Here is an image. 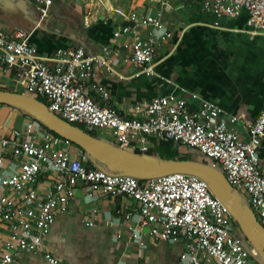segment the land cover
I'll return each mask as SVG.
<instances>
[{"label":"built area","instance_id":"built-area-1","mask_svg":"<svg viewBox=\"0 0 264 264\" xmlns=\"http://www.w3.org/2000/svg\"><path fill=\"white\" fill-rule=\"evenodd\" d=\"M33 1L43 17L55 2ZM196 1L202 11L217 18H233L246 10L253 31L264 32V0ZM125 18L129 22L114 29L100 53L83 46L60 47L53 58L38 52L32 32L0 28V78L13 77L15 91L44 97L64 119L89 131L106 132L108 141L121 148L149 154L158 142L174 141L197 150L227 176L242 203L264 224L260 155L264 106L256 120L248 122L247 135L236 126L239 116L227 118L221 106L197 93L191 94L199 101L196 108L186 96L171 94L141 99L124 114L111 105V93L100 82L97 69L124 79L127 75L115 67L123 62L137 68L132 76H154L158 50L173 37L162 8ZM28 114L24 129L14 130L12 139L0 140V225L5 228L0 264H15L26 251L44 254L50 264H65L47 249V240L56 216L71 211L81 187L91 198L115 194L131 200L118 205L107 220L118 240L129 232L126 242L139 248L149 239L183 242L177 264H264L222 197L204 178L186 172L140 178L110 170L83 149L74 156L68 148L75 144L72 140ZM7 153L11 172L6 171ZM100 217L99 208H93L86 222L94 226Z\"/></svg>","mask_w":264,"mask_h":264},{"label":"crops","instance_id":"crops-1","mask_svg":"<svg viewBox=\"0 0 264 264\" xmlns=\"http://www.w3.org/2000/svg\"><path fill=\"white\" fill-rule=\"evenodd\" d=\"M102 1L55 0L49 15L43 17L33 0H0V28L32 32L31 42L49 58L60 47L83 46L90 53H100L114 29L129 22L125 15L140 16L162 8L173 37L158 50L156 75L132 76L137 68L123 62L115 67L127 75L124 79L102 67L97 69L100 82L111 93V105L127 114L141 99L173 94L186 96L196 108L199 101L191 94L197 93L221 106L227 118L239 116L236 126L248 134V122L255 121L264 106V32L253 31L246 10L233 18H217L202 11L196 0ZM12 78H0V88L15 90ZM30 116L23 108L0 104V140L12 139L14 130L24 129ZM157 146L150 153L159 157L154 154ZM68 148L74 156L81 154L82 148L76 144ZM191 152L187 157L199 159L198 153ZM260 155L264 160V141ZM6 157V171L11 172V154ZM122 203L132 202L115 194L91 198L84 188H78L71 211L56 216L47 249L65 264H177L183 242L149 239L139 248L135 242H126L129 232H124L123 239L116 238L107 220ZM93 208H99L101 217L91 226L86 217ZM4 234L5 228L0 225V239ZM254 261L260 263V258ZM15 264L50 263L40 252L26 251Z\"/></svg>","mask_w":264,"mask_h":264},{"label":"water","instance_id":"water-1","mask_svg":"<svg viewBox=\"0 0 264 264\" xmlns=\"http://www.w3.org/2000/svg\"><path fill=\"white\" fill-rule=\"evenodd\" d=\"M0 104L27 110L56 134L80 146L101 166L107 165L119 173L149 178L173 172H186L204 178L222 197L264 263V224L249 205L242 203L240 194L218 167L197 159L160 158L121 148L69 122L52 111L46 102L24 92L0 88Z\"/></svg>","mask_w":264,"mask_h":264},{"label":"rangeland","instance_id":"rangeland-1","mask_svg":"<svg viewBox=\"0 0 264 264\" xmlns=\"http://www.w3.org/2000/svg\"><path fill=\"white\" fill-rule=\"evenodd\" d=\"M99 1L101 2L102 0H99ZM104 1L107 2L109 0H104ZM112 1L124 3V0H112ZM10 90H14V89H10ZM11 106H13V105H11ZM77 125H79V124H77ZM98 136L100 138H102V139H105V140H109L110 139V137L108 136V134L106 132L98 133ZM157 145H158L157 146L158 148L156 149L154 154L159 155V156H161V155L170 156V155H173V154H181V155L187 157V156L191 155V153H192L191 151H194V152L198 153L199 160L208 161V162L212 163L211 159H209L206 156H204L203 154L199 153L197 150H195V149L191 150V149L185 147L183 144L178 143V142H174V141H166V142H162V143L158 142ZM107 168L112 170L109 166H107ZM258 218L260 219L261 222L263 221L260 216H258ZM242 232H243V230H242ZM245 237H246V235H245ZM246 241L249 243V240H248L247 237H246Z\"/></svg>","mask_w":264,"mask_h":264},{"label":"trees","instance_id":"trees-1","mask_svg":"<svg viewBox=\"0 0 264 264\" xmlns=\"http://www.w3.org/2000/svg\"><path fill=\"white\" fill-rule=\"evenodd\" d=\"M18 91H20V92H24L22 89H20V90H18ZM37 98H39L40 100L46 102V99H45L44 97L39 96V97H37ZM46 103H47V102H46ZM78 126L81 127L82 129L86 130L85 127H84L82 124H79ZM87 131H88L89 133L95 135V136H98V132H96V131H89V130H87ZM98 137H99V136H98ZM161 143H162V142H161ZM149 154L153 155V153H149ZM159 157H160V158L190 159L189 157H186V156H183V157H177V154H173V155H170V156L161 155V156H159ZM191 159H197V160H199L198 158H191ZM206 162H208V161H206ZM209 163H211V162H209ZM211 164H214V163L212 162Z\"/></svg>","mask_w":264,"mask_h":264}]
</instances>
